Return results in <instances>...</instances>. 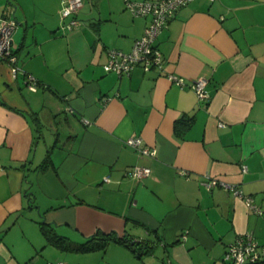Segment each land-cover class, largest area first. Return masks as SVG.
Here are the masks:
<instances>
[{
  "label": "crops",
  "instance_id": "0c3cea01",
  "mask_svg": "<svg viewBox=\"0 0 264 264\" xmlns=\"http://www.w3.org/2000/svg\"><path fill=\"white\" fill-rule=\"evenodd\" d=\"M64 1L0 0L21 69L0 59V264H224L238 235L264 238V0L189 2L155 40L163 70L124 74L104 70L108 50L129 52L148 17L82 0L80 24L63 30ZM135 165L150 174L133 178ZM101 232L148 248H67Z\"/></svg>",
  "mask_w": 264,
  "mask_h": 264
},
{
  "label": "built area",
  "instance_id": "2783aa9c",
  "mask_svg": "<svg viewBox=\"0 0 264 264\" xmlns=\"http://www.w3.org/2000/svg\"><path fill=\"white\" fill-rule=\"evenodd\" d=\"M193 0H126L125 6L133 16L148 17V22L143 29L142 35L136 39L129 52H123L117 49L108 50L107 62L103 64L106 72H115L117 74L129 73L134 67L140 66L144 71H162L163 58L155 40L160 31L166 27L168 21L174 16L179 8L187 5ZM82 0H65L61 8L63 30L72 29L80 24L77 18V12L82 6ZM17 28V21L12 15V11L7 17L0 20V59L9 64L13 76L21 70L17 64V55L13 47V34ZM168 80L184 86L182 77L175 74H167ZM26 84L29 89H36V80L31 74H26ZM207 79L198 77L191 81L190 87L200 100L208 98L206 89ZM126 144L134 148L135 151L145 156H155L154 147L145 146L142 139L138 136H130L125 140ZM245 171V167H243ZM151 169L147 166L135 165L129 170V174L136 179H141L149 175ZM221 186L225 189H231L236 195L243 196L242 192L235 186L230 185L220 179L210 178L206 186ZM251 205V199L243 196ZM253 209L261 214L262 210L251 205ZM183 238L185 235L182 236ZM224 264H264V238L256 239L251 233L238 235L230 243L223 254ZM54 264H68L66 261H57Z\"/></svg>",
  "mask_w": 264,
  "mask_h": 264
},
{
  "label": "trees",
  "instance_id": "16d2710c",
  "mask_svg": "<svg viewBox=\"0 0 264 264\" xmlns=\"http://www.w3.org/2000/svg\"><path fill=\"white\" fill-rule=\"evenodd\" d=\"M45 225H42L43 227V231L46 232L47 234V230L46 228H44ZM95 233L93 235H90L86 238V240L82 243H76V244H71V243H66L67 244V248L71 249V250H75V251H88V250H92V249H96V248H104L109 242L113 241L116 243H122L124 244L127 248H129L134 254L138 255L140 253H142L141 251H144L146 247H142L140 249H136L133 245L130 244V241H128L126 239V237L124 236H118L115 235L113 233H105V232H101L99 235ZM56 243H58L59 245L65 244V239L63 237H57L55 238Z\"/></svg>",
  "mask_w": 264,
  "mask_h": 264
},
{
  "label": "rangeland",
  "instance_id": "374dc122",
  "mask_svg": "<svg viewBox=\"0 0 264 264\" xmlns=\"http://www.w3.org/2000/svg\"><path fill=\"white\" fill-rule=\"evenodd\" d=\"M62 261H65V260H62ZM67 262V261H66ZM68 263V262H67Z\"/></svg>",
  "mask_w": 264,
  "mask_h": 264
}]
</instances>
